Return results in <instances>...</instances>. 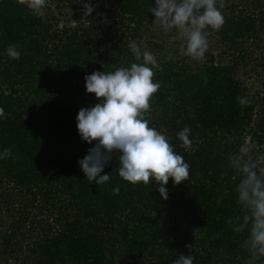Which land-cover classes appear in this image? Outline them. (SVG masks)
<instances>
[{
    "label": "trees",
    "instance_id": "16d2710c",
    "mask_svg": "<svg viewBox=\"0 0 264 264\" xmlns=\"http://www.w3.org/2000/svg\"><path fill=\"white\" fill-rule=\"evenodd\" d=\"M55 2L73 10L80 5L73 0ZM154 2L113 0L111 17L115 23L121 21L126 35L125 40L115 36L121 42L118 55H127L122 61L113 55L94 58L81 50L80 40L90 39L91 32L113 41L114 29L104 31L94 24L60 28L61 20L54 16L44 22L18 0H0V107L7 116L0 117V153L11 150L8 158L0 159V171L19 198L16 211L22 213L16 216L15 227L29 224L31 213H47L59 223L57 232L41 236L30 249L44 264H111L100 232L106 224L118 226L126 244L147 253L138 254L141 261L127 264H172L180 254L193 256V264H240L250 259L243 247L247 231L236 233L227 222L241 213L235 192L239 177L229 157L239 152L254 107L238 103L239 97H248L243 82L233 76L234 66L218 64L210 54L195 71L190 70L179 45L177 63L168 57L157 59L160 70H155L153 81L161 87L145 118L150 127L169 137L175 152L190 165L188 180L174 185L169 179L168 199L160 197L154 183L145 186L141 195L132 185L120 188L118 194L105 192L103 184L87 181L78 163L95 141L81 139L76 115L81 107L99 102L93 93H86L84 76L140 63L129 42L135 40L144 49L140 39L154 24L149 12ZM254 2L249 10L235 4L220 9L227 17L221 30L214 31L222 40L231 45L254 32L257 23L264 25V3ZM63 21L67 25L69 20ZM145 43L162 48L153 39ZM9 45L16 46L19 59L8 57ZM85 65L90 73L84 72ZM185 126L190 129L188 150L177 137ZM263 133L264 129L256 135L255 155L264 153ZM113 155L101 174L118 163V155ZM197 228L199 234L193 236ZM10 243L11 236L4 235V250Z\"/></svg>",
    "mask_w": 264,
    "mask_h": 264
},
{
    "label": "clouds",
    "instance_id": "9594fccd",
    "mask_svg": "<svg viewBox=\"0 0 264 264\" xmlns=\"http://www.w3.org/2000/svg\"><path fill=\"white\" fill-rule=\"evenodd\" d=\"M32 15L42 16L45 9L55 6L50 0H18ZM218 5V6H217ZM224 0H155L149 8L155 19L153 23L164 33L175 31L180 56L193 60H203L209 44L205 29L221 30L225 23L222 14ZM82 17L93 10L90 3L83 4ZM83 19V18H82ZM79 20L70 19L59 27L75 28ZM135 61L129 67H120L111 72L96 71L84 76L86 93H93L98 103L81 107L76 115V127L81 139L89 144L95 141L88 154L78 161L88 182L105 184L111 179L108 173L101 174L106 165L118 155L119 177L133 185L154 183L155 190L162 199H168L165 187L171 178L174 185L189 179L190 165L182 155L175 152L169 137L149 126L145 118L150 111V101L160 89V82H154L155 70H160L155 55L138 46L135 40L129 42ZM7 55L19 59L20 52L15 45H9ZM168 59H173L169 54ZM206 82V81H205ZM241 107L251 101L239 97ZM0 117L7 118L0 107ZM182 147H191L190 129L185 126L177 133ZM256 145L249 142L238 153L229 157V165L239 177L235 187L241 213L227 222L236 233L247 231L243 247L249 252L247 264H255L264 257V153L253 155ZM11 155L10 149L0 153V159ZM114 194L119 188L113 189ZM220 203V200H217ZM200 228L193 229V236ZM194 257L180 254L172 264H193Z\"/></svg>",
    "mask_w": 264,
    "mask_h": 264
},
{
    "label": "rangeland",
    "instance_id": "374dc122",
    "mask_svg": "<svg viewBox=\"0 0 264 264\" xmlns=\"http://www.w3.org/2000/svg\"><path fill=\"white\" fill-rule=\"evenodd\" d=\"M73 2H75V4H80L75 10H73L69 4L62 7L57 5L55 0H50V4H53L55 7L45 9L44 15L39 17L44 22H46V18L53 16L58 18V20L67 19L70 21V19L76 20L74 17V15H76L80 18L78 26L94 24L95 26H102L104 31L114 29L113 32L115 35H112L114 38L113 41L104 39L100 32L96 34L91 32L90 39L82 38L80 40L81 50L87 54L93 53L96 55L94 58H97L98 55H113V57L118 56V58L123 61L127 55L125 56L122 53L118 55L117 46L121 42L117 41L115 36L118 37L120 35L121 39L125 40L124 37L126 35L122 34V28L124 27L120 24L121 21L116 20L117 23H115L111 17L115 13L113 0H73ZM85 2L90 3L93 10L87 17H82L84 11L83 4ZM261 3H264V0H260V4ZM231 4H235L238 8H243V10H245V7L249 10L252 4L256 5L257 3L254 2V0H224V5ZM256 10L257 9L253 10V12H256ZM224 12L225 14L228 13V11ZM153 19H155L154 15ZM149 29L150 33H147L148 35L140 39V43L143 44L144 49L152 52L156 59H165L171 54L173 63H177L180 56H178V51L176 49L181 41L176 38L175 31L166 34L155 24L149 26ZM205 32L209 44L205 58L212 54L216 63L224 66H234L233 76L235 79L243 82L246 95L254 106L250 125L240 140L241 143L238 150L249 142L256 145V135L261 134L262 129H264V25L257 23L254 26V32L245 36L243 39L231 41L233 42L231 45L228 41L222 40L221 35L211 30L210 27L205 29ZM151 39L156 40L162 48L152 49L148 47L145 42ZM126 41H130L129 38H127ZM203 60L197 61L188 57L186 62L190 70L195 71L197 67L201 66ZM86 65L83 70L84 72L90 73L92 69L87 68ZM256 152L257 151L253 150V155H255ZM117 167L118 163L110 169L109 172H106L111 175V179L103 184L105 192L114 194V188L126 189L128 185H132L131 187H133V189H138L140 195L147 190L143 183L133 185L120 178L115 170ZM1 172L3 173V171H0V264H44V262L40 260L36 254L32 253L30 249L41 236H45L46 234L49 235L50 231L53 233L57 232V229H59L57 224L59 223L56 222L54 216L47 215V213H31L28 215L29 218L27 219L29 224H25L23 227H15L13 222L16 220V216H18L20 212L22 213V211H16L20 203L19 198L14 190L9 189V187L11 188V186L14 185L8 182V178L5 177V179V175L3 174L2 176ZM66 203L67 200L63 204ZM63 207L64 206H61V208ZM34 210L38 212V210ZM72 214H74V211H72ZM24 215L26 216V214ZM85 229L89 231L93 230L90 225H85ZM100 232L107 246V256L111 264H127L132 259L141 261L142 257L147 256L146 252L138 253L131 245L123 241L118 226L106 224L102 226ZM4 235L11 236L10 246H7L6 250H4L2 245V237ZM138 254H141V259ZM227 255L228 254L225 256ZM247 261L248 260L242 262L241 260L240 264H247ZM255 264H264V261H257Z\"/></svg>",
    "mask_w": 264,
    "mask_h": 264
}]
</instances>
